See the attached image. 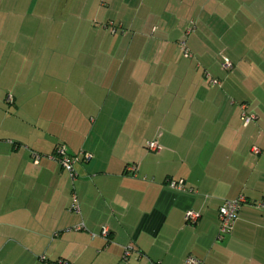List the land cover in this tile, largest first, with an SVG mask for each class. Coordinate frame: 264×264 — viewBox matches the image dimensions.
<instances>
[{"label":"crops","instance_id":"obj_1","mask_svg":"<svg viewBox=\"0 0 264 264\" xmlns=\"http://www.w3.org/2000/svg\"><path fill=\"white\" fill-rule=\"evenodd\" d=\"M58 1L0 0V264H264V0ZM243 8L225 73L209 33ZM8 92L35 123L6 122ZM241 194L219 238V207Z\"/></svg>","mask_w":264,"mask_h":264},{"label":"built area","instance_id":"obj_2","mask_svg":"<svg viewBox=\"0 0 264 264\" xmlns=\"http://www.w3.org/2000/svg\"><path fill=\"white\" fill-rule=\"evenodd\" d=\"M222 66L225 69H231L233 67V63L227 58L224 57L223 58V63ZM211 83L212 84H217L219 81L215 78H211ZM7 101H12V97L9 95L6 98ZM253 118H255L254 115L252 114H243V120L244 123H249L251 120H253ZM147 148L154 151V152H159L162 149V146L159 145L156 141L152 140V141H148L147 142ZM255 151L258 152L259 150L257 148H255ZM40 154L35 153V161L38 162L40 160ZM88 154L85 155V157H87ZM53 158H56L58 160V162L61 164V166L69 172L71 177H75L76 173L74 170V163L76 162V160H78V156L77 155H73L71 153L68 152L67 147L64 144H59L56 149L55 152L53 154ZM135 166L134 165H129L127 167V172H134L135 171ZM184 180L183 179H179V180H174V179H170L168 181V185L173 188L176 189L178 191H182L184 190ZM246 198L243 194L239 195L238 197L234 198V199H230V200H225L223 202V204L219 207V238H222L224 235L228 234L229 232H231L234 221L237 218V214L238 211L241 207V205L245 202ZM78 199L76 195H73V200H72V205L71 207L73 209H79L78 206ZM198 213L194 212V211H188L185 214L186 220L189 223H195L198 219ZM82 228V225L77 226V229ZM102 236L104 238H108L109 235V229L107 227H104L102 229ZM130 246L125 248V255H128L130 252ZM55 264H69L67 261L65 260H59L57 263ZM183 264H208L205 260L198 258L194 255H188Z\"/></svg>","mask_w":264,"mask_h":264},{"label":"rangeland","instance_id":"obj_3","mask_svg":"<svg viewBox=\"0 0 264 264\" xmlns=\"http://www.w3.org/2000/svg\"><path fill=\"white\" fill-rule=\"evenodd\" d=\"M48 1H50L49 7L47 8L48 10L50 9L54 13L55 12L56 13H62L63 11H65L64 8H66V4H61L58 0H55V1L54 0H48ZM240 4L242 5V3H240ZM247 11H248V8H243L241 10V13L240 12L238 13V15H239V18L237 20L238 21V27H235L234 24H233L232 27L234 26V28L231 30V28L229 27V23H231V22L234 23L235 20L234 19H229L227 21L228 25L227 26L225 25L224 26V29H222L221 31H218L221 36L219 34H217L216 37H215L214 34L210 31L209 38H210L211 41L217 40V39L222 41V42L220 41L221 47L223 49L222 50V58L227 57L231 61L230 57L226 56L227 53L225 54L226 45L228 43L230 44L231 42H233V38L235 36H237V35L238 36L244 35V34H241V33H234L233 31L239 30V29L240 30H244V27H242V28L240 27L241 23H243L245 25L246 24V21L248 23L251 20V18L249 17ZM245 14H247V16H248L247 19L246 18H243ZM191 30L194 31V27H191ZM221 32H222V34H221ZM192 33H194V32H192ZM207 38H208V36L205 37L206 40H207ZM218 40L216 41V43H218ZM239 41H240V38H239ZM231 44H233V43H231ZM222 63H223V61H222ZM35 67H36V65L28 66V68H31V69H34ZM40 68H41V73H45L44 66H42ZM223 71L225 73L231 72V70H229V69L227 70L224 67H223ZM211 74L212 75H215L216 73H214L212 71H211V73H209L208 76H210L211 78H213V76ZM6 86L8 88H10V91H17L18 93L23 94L22 83L20 82V79L18 78V73L17 72L14 75L13 81H11V80L10 81H7ZM0 93H2V92H0ZM8 93H10L8 95H10L12 97V100H13V96L12 95H14V94L12 92H8ZM7 96L5 95L1 99V101L3 103H5V105L3 106V109H6L7 110V113H8V115H6L7 117L5 116V119H6V122L7 123L8 122H11V123H13L15 125H20L19 126L20 127L19 129H21V127L24 126V125H27L29 123H33V122L35 123L36 122V121H32L34 118H29V117H27V115H25V113H23L24 111L22 110L23 109L22 106H21V110L18 113H16V110L14 108V105L11 104V103L9 104V101L6 100ZM20 98H21V95H20ZM22 101H23V99H22ZM1 116L3 117V114H1ZM25 122H26V124H25Z\"/></svg>","mask_w":264,"mask_h":264}]
</instances>
